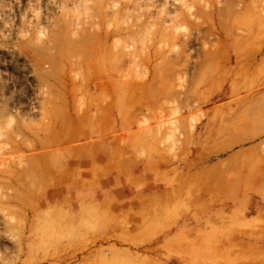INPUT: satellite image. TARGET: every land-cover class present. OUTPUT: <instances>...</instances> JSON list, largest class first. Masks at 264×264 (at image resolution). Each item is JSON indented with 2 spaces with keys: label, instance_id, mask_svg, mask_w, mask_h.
I'll return each instance as SVG.
<instances>
[{
  "label": "rangeland",
  "instance_id": "rangeland-1",
  "mask_svg": "<svg viewBox=\"0 0 264 264\" xmlns=\"http://www.w3.org/2000/svg\"><path fill=\"white\" fill-rule=\"evenodd\" d=\"M0 264H264V0H0Z\"/></svg>",
  "mask_w": 264,
  "mask_h": 264
}]
</instances>
